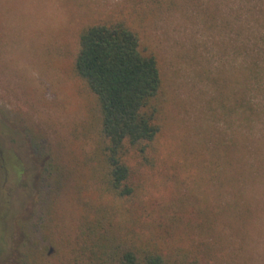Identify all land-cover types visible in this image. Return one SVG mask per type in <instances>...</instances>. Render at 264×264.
Instances as JSON below:
<instances>
[{
    "label": "rangeland",
    "instance_id": "374dc122",
    "mask_svg": "<svg viewBox=\"0 0 264 264\" xmlns=\"http://www.w3.org/2000/svg\"><path fill=\"white\" fill-rule=\"evenodd\" d=\"M136 1L0 0V111L23 147L41 154V169L50 165L11 264H62L81 203L98 199L87 164L92 100L73 76L71 53L82 26L115 20ZM137 19L140 48L156 56L162 76L159 162L145 194L185 198L183 221H193L191 205L216 195L215 155L229 149L231 132L232 193L222 195L231 211L219 224L218 253L230 264H264V0H199ZM229 54L257 66L245 71L249 118L232 117L230 129L214 102L229 78Z\"/></svg>",
    "mask_w": 264,
    "mask_h": 264
},
{
    "label": "trees",
    "instance_id": "16d2710c",
    "mask_svg": "<svg viewBox=\"0 0 264 264\" xmlns=\"http://www.w3.org/2000/svg\"><path fill=\"white\" fill-rule=\"evenodd\" d=\"M194 1L199 2L139 0L133 10H120L119 18L84 25L76 34L71 66L92 100L88 131L93 147L87 164L99 190L98 199L81 203L78 224L60 253L62 264H230L227 255L218 252L224 251L219 224L231 211L230 200H222L225 190L229 197L232 193L231 132L229 149L223 147L215 155L216 195L212 203L201 198V206L191 205L193 221H183L185 198L145 194L159 162L162 76L156 56L140 48L133 17L141 23ZM230 58L229 78L222 80L214 98L221 116L229 118V129L232 117L249 118L245 71L257 67ZM23 140L0 111V264L15 258L23 223L30 219L50 168L45 160L41 169V154L24 148Z\"/></svg>",
    "mask_w": 264,
    "mask_h": 264
}]
</instances>
